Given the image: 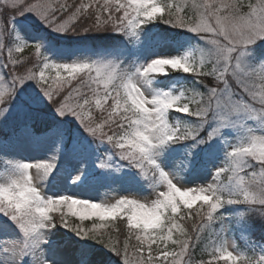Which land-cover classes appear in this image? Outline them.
I'll return each instance as SVG.
<instances>
[{"label": "snow or ice", "instance_id": "6c2138e0", "mask_svg": "<svg viewBox=\"0 0 264 264\" xmlns=\"http://www.w3.org/2000/svg\"><path fill=\"white\" fill-rule=\"evenodd\" d=\"M0 2V69L6 70L0 71V148L22 134L34 135L35 126L55 138L47 160L5 161L0 216L7 219L0 229L19 234L0 249L9 264H91V246L50 240L57 225L101 245L112 254L111 264H264V246L249 240L240 249L228 235L233 221L220 211L242 206L236 223L247 213L264 231V0ZM25 13L60 34H122L133 45V56L139 55L144 26L157 20L193 33L203 44L181 55L154 53L140 63L105 54L54 62L39 40L21 38L14 21ZM165 43L160 40L159 46ZM28 48L35 49L34 61L23 56ZM169 72L190 74L194 83L174 91L148 90L151 79ZM49 105L52 119L45 111ZM229 128L236 132L234 142L224 139ZM218 143L224 145L223 159L207 183H182L181 174L210 166ZM101 144L110 151L98 155ZM171 144H182L181 156L158 161ZM61 154L80 165L73 182L92 158L100 169L113 164L116 171L135 169L154 198L146 204L131 193L112 197L114 202L75 193L48 196L44 182ZM93 217L109 222L123 217L126 226L120 219L119 228L106 232ZM86 218L91 227L83 226ZM198 250L210 259L197 262Z\"/></svg>", "mask_w": 264, "mask_h": 264}, {"label": "rangeland", "instance_id": "374dc122", "mask_svg": "<svg viewBox=\"0 0 264 264\" xmlns=\"http://www.w3.org/2000/svg\"><path fill=\"white\" fill-rule=\"evenodd\" d=\"M68 0H66L67 2ZM102 3V0H99ZM55 2V0H53ZM158 4L162 3V0H156ZM180 3H184L185 0H178ZM189 4L192 3V0H187ZM199 2V0H198ZM26 19L45 26L34 14L25 13L23 15ZM157 21H152L149 24L145 25L143 32L141 33V39L143 44L139 45V55L133 56V45L128 43V39L123 36V39L126 41H121L116 47L109 48H100L96 50L92 49H79V50H66V49H55L49 43L41 37L40 34L33 33L31 27L23 21L16 20L14 21L17 31L19 32L21 38L27 41L39 40L42 44V51L49 56L54 62H68L74 59H83L85 56L96 58L97 54H105L106 58H115L121 60L124 63H140L147 62V59L151 58V55L154 53L161 54H171V55H181L185 51L192 50L195 47L202 45L203 41L200 40L193 33L181 30L179 28H174V31H171L172 38H167L166 43L161 47L159 44L153 46L152 32L149 28L152 24H156ZM164 24V23H163ZM168 27H171L167 24H164ZM173 28V27H171ZM56 34H60L57 33ZM23 56L32 57L33 61L35 60V49L28 48L23 52ZM30 66V65H29ZM3 71V69H0ZM55 75V72L48 73L46 75ZM66 75V73H62ZM185 76H190V74H185L181 72H169L167 75L156 76L149 81L146 85L149 91L155 90H166L174 91L177 88L184 87ZM191 80V76L189 77ZM32 84L33 82H27ZM194 81L192 80V85ZM34 86V85H33ZM47 110L50 112L51 116H55L52 113L51 106L47 107ZM71 120V117H68ZM248 123H252L249 121ZM76 128L79 125H75ZM82 131V130H81ZM224 139L227 142H234L236 132L229 128L223 130ZM55 145V138L47 136L44 134H22L12 143L8 144L7 148H0V182L6 179L7 165L5 161L7 160H47L49 155L53 152ZM182 144H171L166 147L164 151L161 152V156L158 158V161L164 160L167 157V160L170 162L172 159L181 156ZM223 150L224 145L218 143L217 152L215 158L211 160L210 166L199 170L195 173L185 172L181 174L180 180L182 183H185L189 186H196L206 184L207 181L211 178L212 169L223 159ZM110 151L107 145L101 144L99 146L98 155ZM115 159V158H114ZM112 162L110 161V164ZM164 165L162 164V167ZM171 164L169 163V167ZM34 169L30 170L34 174ZM80 171L79 163L72 162L70 163L66 157L61 154L58 156V159L55 163L53 171L49 174L47 181H45V187L43 192L51 196L56 192H61V194H76L79 198L82 199H94L95 202H105L111 201L112 197L119 198V195H125L127 193L133 194L130 198L139 199L141 203H150L151 199L154 198L152 194V189L148 186V181L143 177L137 175L135 169L131 168H121L120 171H116V165L109 169H100L93 161L92 158H89L87 163L84 166L83 174L79 181L73 182L72 177ZM195 207V205L193 206ZM242 210V206H226L220 211L225 214V217L233 221V227L229 230V238L234 240L237 246L240 249H244L246 244L249 241V229H245L246 222L248 219L246 215L244 218H240V222L236 223L237 217L236 212ZM54 215L59 216V213H54ZM68 219L73 222L76 221L77 224L81 221L77 217L68 216ZM121 217L120 219H122ZM6 217L0 216V221L6 220ZM92 219L96 220L98 224L109 222V220L100 221L98 218L93 217ZM92 219H85V222H92ZM118 219V218H117ZM259 225L261 222L258 218ZM75 220V221H74ZM126 224V218L123 219ZM10 224L11 222L8 221ZM55 236L51 237L50 240H54L57 243L69 246L66 242H71L68 238V234L56 227ZM19 234L15 231H9L5 229H0V249L3 248L4 243L7 240L15 239ZM136 243V241H135ZM71 247L78 246L75 243L70 244ZM264 246V244H257V247ZM163 247V245H161ZM169 250H174V246L171 245L169 241ZM250 254V253H249ZM109 252L103 248L91 247V264H107L110 260ZM224 264L223 261H221ZM0 264H9L8 259L5 254L0 251Z\"/></svg>", "mask_w": 264, "mask_h": 264}, {"label": "trees", "instance_id": "16d2710c", "mask_svg": "<svg viewBox=\"0 0 264 264\" xmlns=\"http://www.w3.org/2000/svg\"><path fill=\"white\" fill-rule=\"evenodd\" d=\"M61 3L66 2V0H60ZM74 0H68L66 3L71 4ZM76 3L81 2V0H75ZM84 3L92 2V0H83ZM100 2V1H99ZM249 0H243V3L247 4ZM101 3V2H100ZM103 3V0H102ZM4 12V5L2 2H0V14H3ZM16 20H20L28 24L33 33L40 34L41 37L45 40V42L49 43L51 46H53L55 49H66V50H79V49H100V48H109V47H116L121 41H126V39H123V35L115 32H88L83 34H71V33H65V34H56V32L48 29L46 26H42L40 24H37L35 22H32L28 19H26L23 16H17L15 18ZM152 32V39H153V46H156L159 44L160 40H166L167 38H172L171 31H174V28L168 27L163 24V22L158 21L156 24H152L149 28ZM3 71H6L3 69ZM190 76H185L184 79V86H192V80L189 78ZM49 113V119L54 118L50 115V112L45 109ZM33 131L36 134H43L46 133V128L43 126H35ZM246 218L248 219V223L246 222L245 229H249V240L256 242V244H264V231L261 230V227L258 223V220L251 219V222H249V216L246 213ZM75 221V220H74ZM120 218H118L116 221L112 222H105L104 224L107 226L105 229H102L104 231H109L110 229L119 228L120 227ZM75 224L76 221L74 222ZM98 223V222H97ZM191 223L193 221H188L186 223V226L190 228ZM92 222H85L83 223L84 227H91ZM125 224V221H124ZM126 226V224H125ZM56 227L64 230L68 234V238L71 242L80 245H89L91 247L95 248H103L99 244H95L91 240L87 241H81L77 237H75L71 232H69L67 229L57 225ZM113 237H115L116 233L111 232L110 233ZM121 241H123L124 237H120ZM132 243L135 244V239L133 237ZM104 249V248H103ZM106 250V249H105ZM131 251V248L129 249ZM110 260L107 264H111L112 260L114 259L112 257V254L109 252ZM201 258H203L205 261L210 259L209 256L204 255L201 257L199 250L197 251L195 260L198 262ZM222 264V262H220Z\"/></svg>", "mask_w": 264, "mask_h": 264}]
</instances>
